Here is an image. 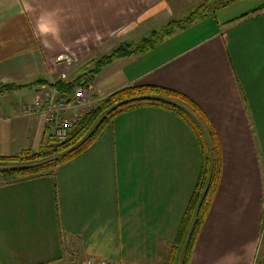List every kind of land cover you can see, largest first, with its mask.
Here are the masks:
<instances>
[{"label":"crops","instance_id":"obj_1","mask_svg":"<svg viewBox=\"0 0 264 264\" xmlns=\"http://www.w3.org/2000/svg\"><path fill=\"white\" fill-rule=\"evenodd\" d=\"M225 1L211 9L234 0ZM200 4V0H0V84L24 86L36 80L50 84L64 79L69 68L77 77L86 63L95 60L84 54L94 41L110 48L113 43L135 44L153 24ZM204 10L197 9L199 18L171 29L151 49L112 60L86 90L108 95L128 85H155L174 90L197 106L217 139L220 162L187 264H250L264 231L259 214L264 204V16L258 15L264 11L228 19L220 26L216 19L209 20L215 11L202 18ZM128 15L135 16L132 24L137 27L119 34L126 29L119 26ZM246 16L251 21L248 30L239 28L230 36V23ZM190 29L196 31L195 37L185 35ZM240 42L254 49L247 58L239 50ZM55 59L61 62L56 64ZM33 71L38 77L30 83H14L16 76L29 78ZM47 84L14 88L5 102L0 101V157L38 149L46 127L43 114L24 113L21 107L50 90ZM86 97L84 105L96 100ZM79 110L73 106L63 115L71 119ZM132 111L118 115L82 154L49 172L0 176V264H80L86 257L127 264L164 262L195 187L199 143L172 114L151 110L140 112V120L146 121L140 122L136 135L142 134L145 145L134 151L132 145L125 146L122 134V118ZM160 115L158 122L152 121ZM134 217L137 231L130 237L128 223ZM143 222L174 223L175 232L158 228L146 241L141 235Z\"/></svg>","mask_w":264,"mask_h":264},{"label":"trees","instance_id":"obj_2","mask_svg":"<svg viewBox=\"0 0 264 264\" xmlns=\"http://www.w3.org/2000/svg\"><path fill=\"white\" fill-rule=\"evenodd\" d=\"M262 8L264 5L251 10L250 13ZM198 15H200L199 12L191 13L184 20L189 22ZM170 32L171 29L165 31V35ZM158 41L159 38H144L135 48H130L127 43H121L108 55L86 63L83 71L71 80L60 79L50 84H47V81L36 80L24 86L1 84L0 97L14 88L47 84L48 88L56 92L59 100L73 103L74 90L87 89L102 67L114 59L151 49ZM86 68L91 69L86 71ZM144 106L159 108L180 119L194 132L199 143L200 167L195 187L180 219L176 235L169 246L168 254L162 263L187 264L197 231L218 180L220 159L217 139L203 113L191 100L174 90L155 85H128L117 89L99 101L95 107L71 118V124L61 140H56L51 129L46 126L35 152L22 150L14 155L1 156L0 176L13 178L49 172L85 151L118 115Z\"/></svg>","mask_w":264,"mask_h":264},{"label":"rangeland","instance_id":"obj_3","mask_svg":"<svg viewBox=\"0 0 264 264\" xmlns=\"http://www.w3.org/2000/svg\"><path fill=\"white\" fill-rule=\"evenodd\" d=\"M224 1L225 0H200L201 4L198 7L201 6L202 7V11H203V9H205L204 12L206 13V14L202 15V18H204L205 15H206V17H208L209 13H212V12L215 11L214 8L211 9V7L213 5L217 6L218 4H220L221 2H224ZM263 4H264V0H234L233 2L229 3L228 5H226L224 7H221V8L218 7L217 10L214 12V14L212 16H210L209 20L211 22H213L214 19H216V21H219V25L223 26L222 23L226 22L228 19L229 20L230 19H234V18H237L238 16H241L243 14L246 15V13L250 12L253 9H256V8L260 7ZM198 7L195 6L193 9L190 8V10H187L186 12H183L181 14H176V15H172V16H166L168 18L167 19L165 17L166 18V22L161 23V24L160 23L159 24H153L151 26L152 30H150L148 32H145L143 34V36L139 40H137V43H135V44L127 43V44L130 45V48H135L136 46H138V44H140L142 42V39H144V38H147V39L159 38V40H161V39L164 40V38L166 37L165 36V31H167L169 29H172V30L175 31V29H176L175 27H182L183 23L186 22L184 20L185 17L188 16L189 14H191V13L196 14ZM260 11L263 12L264 9H262ZM260 11H256L255 13H258ZM254 15H256V14L252 15L253 18H255ZM258 15H263L264 16L263 13H260ZM126 17H127L126 21H123L122 25L119 26V27H125L126 29L125 30H119V31L117 30L119 34H122L124 32H128L130 30H134V28L137 27V25L135 26V25L132 24V19L135 16L128 15ZM140 18L146 19L147 17L146 16H142ZM196 18H199V15L196 16ZM245 18L239 19V20H236V21L230 23L231 26H229L227 28L228 29V33L230 34V36H231L232 33L236 32L239 28H243L245 30H248V28L250 27L251 21L248 20V18H249L248 16H246ZM246 22H248L249 24L247 26H244L246 24ZM139 32L140 31H137L135 33H139ZM182 32H184V31H182ZM99 33H101V32H96L95 36H100L101 34H107L106 31L104 33H101V34H99ZM115 33H116V31H111V34H115ZM191 33H192V36H190ZM193 33H196V31L194 30L192 32V30L190 29L189 31L185 32V35H188L190 37H195V35ZM163 35L165 37H163ZM94 43H95L94 45L91 44L90 47L87 46L85 48L86 52H84V54L87 55L85 57V59H87L88 56H89V57H93V58H95V60H97L98 58H100L102 56L108 55L109 53H111L110 52L111 50H113L115 47H117L118 45L121 44V42L118 43V44L113 43L114 46H112L110 48V47H108L107 44H102V43L98 44V43H96V41H94ZM123 43H125V42H123ZM240 44L241 45L239 46V50L242 51L243 52V56L245 58H247L249 56V54L251 52H253L254 49L251 46H248L246 42H240ZM13 49H16V48H13ZM64 58H65L64 61L68 60L66 57H64ZM59 62H61V61H58V59H55V63L56 64H59ZM90 62H93V61H90ZM90 69L91 68H86V71H88ZM65 75H66V77L63 80H65V79L66 80H71V79H73L75 77L76 71L72 70L71 68H69L68 70L65 71ZM27 77H28V75H26V74H24L22 76H16V78L14 80V83L15 84L30 83L36 77H38V72L37 71H33V73L30 74L29 78H27ZM23 90H26V89H23ZM22 92H25V91H22ZM87 92H88V90L85 91V94H87L89 97L92 96L91 98H93V99L95 97L96 100L86 102V104L81 108L82 110H79L80 114L83 113V112H86L90 108L95 107L96 104L99 101H101L102 99H104L107 96V95H104L103 93H95L94 90H90L89 91L90 94L87 93ZM36 96H39V95H36ZM85 97L86 96H84V98ZM8 98H9V96L7 95V92L4 93V96L2 95L0 97L1 103L5 102ZM151 110L159 111L160 109L159 108L150 107V106H144V107L137 108V110L135 109L134 111H132L130 113H127V114H125L123 116V118H122V134H123V138L125 140V146L126 147L127 146L129 147V146L132 145L133 148H134V151L137 150L138 147L143 148V146L145 145V141H144V139L142 137V134L136 135V133L139 131V128H140V122L143 125L145 123V121H146V120H140V116H141L140 112L151 111ZM161 117H162V115H160L159 117L154 118L152 121L158 122V120ZM169 117H171L170 114H169ZM172 117H174L179 122L181 121L180 119H178L177 117H175L173 115H172ZM174 128H175V131L179 130V126H178L177 123L175 124ZM140 137H142V139H139ZM83 152L79 153L77 156H79ZM256 156H257V159H256L257 167L259 168L260 172L262 173L263 172V168L261 166V160H260V157H259V153L257 151V147H256ZM76 157H73L69 161L75 159ZM23 177H25V176H23ZM259 214H260V222H261L264 219V204L262 205V208H260V213ZM158 228L162 229L164 231V233H166V232L174 233L175 232V224L174 223H166L163 226H160V225L158 226L157 224H154V223L143 222V223H141V229H142L141 235L147 241L148 237L151 236L153 234V232H156ZM136 231H137V229H136V217H134V221H132V222L129 221V223H128V233L127 234H128V236L131 237V236H134V232H136ZM136 239H139V238H136ZM124 245H125V248L128 247L126 242L124 243ZM250 264H264V231H263V233H262V235L260 237L259 244L257 245L255 253L253 254L252 260H250Z\"/></svg>","mask_w":264,"mask_h":264},{"label":"built area","instance_id":"obj_4","mask_svg":"<svg viewBox=\"0 0 264 264\" xmlns=\"http://www.w3.org/2000/svg\"><path fill=\"white\" fill-rule=\"evenodd\" d=\"M50 89V88H49ZM85 103L84 92L77 88L73 92V103H65L59 100L56 92L53 89L44 90L39 96H35L30 104H25L21 107L24 113H34L41 111L43 114V123L49 127L56 137V140H61L66 133V130L71 124V119L63 115V112L71 107L78 109L82 108ZM80 264H127L113 260L86 257Z\"/></svg>","mask_w":264,"mask_h":264}]
</instances>
